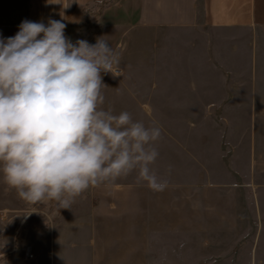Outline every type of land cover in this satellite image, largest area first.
<instances>
[{"label":"crops","instance_id":"crops-1","mask_svg":"<svg viewBox=\"0 0 264 264\" xmlns=\"http://www.w3.org/2000/svg\"><path fill=\"white\" fill-rule=\"evenodd\" d=\"M50 2L0 0V28L55 19L73 43L107 39L119 64L99 108L160 127L167 188L133 171L59 209L0 180V264H264V0Z\"/></svg>","mask_w":264,"mask_h":264},{"label":"clouds","instance_id":"clouds-1","mask_svg":"<svg viewBox=\"0 0 264 264\" xmlns=\"http://www.w3.org/2000/svg\"><path fill=\"white\" fill-rule=\"evenodd\" d=\"M49 3L50 0H48ZM65 23L24 20L0 38V173L32 205L71 208L91 186L133 171L154 192L167 188L151 167L159 156L158 126L99 108L101 73L119 64L109 41L75 43ZM171 168H169V172Z\"/></svg>","mask_w":264,"mask_h":264},{"label":"rangeland","instance_id":"rangeland-1","mask_svg":"<svg viewBox=\"0 0 264 264\" xmlns=\"http://www.w3.org/2000/svg\"><path fill=\"white\" fill-rule=\"evenodd\" d=\"M19 31V27H15V28H11V27H2L0 28V38H8V37H12L14 36L17 32ZM260 39H261V44H262V50L260 51V57L263 58L264 60V33L261 34L260 36ZM261 86L263 87L264 89V81L263 83H261ZM259 118H261V116H259ZM0 180H3L4 182V179H3V174L0 173ZM13 198V200L15 199L16 202H18L19 205H22L23 207H26L27 204L29 203H26L25 201H23L19 196L18 194L15 195V193L13 194V196H11ZM14 202V201H13ZM25 212L23 211V214ZM22 214V212H21Z\"/></svg>","mask_w":264,"mask_h":264},{"label":"built area","instance_id":"built-area-1","mask_svg":"<svg viewBox=\"0 0 264 264\" xmlns=\"http://www.w3.org/2000/svg\"><path fill=\"white\" fill-rule=\"evenodd\" d=\"M27 257L30 259L34 258V254L32 252H28Z\"/></svg>","mask_w":264,"mask_h":264}]
</instances>
